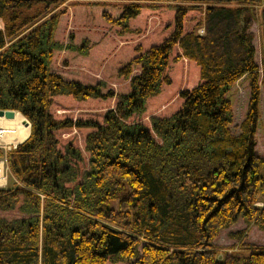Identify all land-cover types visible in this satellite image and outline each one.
Here are the masks:
<instances>
[{
	"label": "trees",
	"instance_id": "1",
	"mask_svg": "<svg viewBox=\"0 0 264 264\" xmlns=\"http://www.w3.org/2000/svg\"><path fill=\"white\" fill-rule=\"evenodd\" d=\"M67 1L0 0V109L29 122L23 141L0 147L13 178L0 186V212H17L0 215V264H264V243L244 240L250 225L264 230V157L254 149L261 98L264 109V0H114L118 13L96 14L88 6L105 0H82L70 14L55 11ZM158 8L168 11L167 26L117 65L128 82L117 92L101 78L114 63L110 40L99 42L106 54L93 67L99 43L89 38L104 26L139 33L133 24L143 10ZM79 22L94 37L54 38L58 23ZM55 51L77 55L68 74L65 63L53 65ZM85 69L95 79L74 76ZM243 76L249 99L233 133L228 92ZM149 101L169 114H151L149 125L131 119ZM239 217L246 227L228 232L235 242L217 243Z\"/></svg>",
	"mask_w": 264,
	"mask_h": 264
},
{
	"label": "rangeland",
	"instance_id": "2",
	"mask_svg": "<svg viewBox=\"0 0 264 264\" xmlns=\"http://www.w3.org/2000/svg\"><path fill=\"white\" fill-rule=\"evenodd\" d=\"M81 1L82 0H73V1L64 2L61 5H59L55 9V11H58L59 9L67 8L66 14H70L72 10L73 11L75 10L74 6H71V4L74 2H81ZM99 2L105 5L104 6L103 5L102 6H96V5L88 6V10L93 11L94 14H96L98 10L99 9L101 10L102 8H105L108 12H111V13L113 12L118 13L120 10L119 1L105 0V1H99ZM196 12H197L196 10H190L189 14H195ZM167 14L169 13L168 11H166V8H161V9L158 8L157 10L145 9L143 10V13L139 17L138 21L133 24V27H138L140 29L139 33L125 34L123 36H118L116 34L115 27L107 28V26L106 27L104 26L100 35L98 34V36H95V37L93 36L92 33L90 34V32H88L92 30V28H89L90 26L87 23H85L87 21H85L84 23L79 22L77 27H73V28L63 29L62 27H60L59 23H61L64 18V14H63L59 17V23L56 28L54 38L63 43L71 42V44H78V42L82 38L92 35L94 39L91 40L89 38L90 43H92V45L99 43L100 41L104 39L105 41L106 39H109L110 40L109 49H110V52L113 53L112 58L110 57L111 61L109 59V62H114V63L112 64L108 62L105 63L103 72H101V78L106 81L107 86L113 88L117 92H124L128 89V82L126 79L116 76L117 65L125 62L131 56V54L133 53V49L136 45L139 44L141 45V47H144L146 46L147 43L152 42L158 38V37L155 38L156 34H160L161 30L165 26H167L166 21L168 20V18L164 17V15H167ZM86 17L89 19V17H91V13L90 14L88 13ZM99 21L100 19H96L95 22L98 23ZM0 26H1V23H0ZM250 29L254 33L253 44L255 46V61L259 64L260 63V43H261L262 35H261V28L259 25V21L257 19L252 23ZM76 30H82V32L80 33L79 31H76ZM69 32L73 33L72 39L68 38L67 34ZM110 52L109 54H111ZM54 54L55 55L57 54V55L55 56V59L53 60L54 61L53 65L56 64V66H61V64L65 63L67 67H65L63 70L68 71V72L63 71L62 73L68 74L69 70H71L70 68H73L72 64L74 63V58L77 57V55L75 54L73 55V53H69L68 56H66V55H61L62 53L56 52V51L54 52ZM105 54H106V51H105L103 44L99 43L98 48L94 49V51L92 52V56L90 57V59H88V63H91L93 67H97L99 62L105 56ZM79 56L81 57L80 59L78 60L75 59V63H76L75 66L77 67V70H80L78 69L80 67L77 65H81L82 63H85L83 62V58L86 57L82 55H79ZM118 58H120V60ZM170 70H172V65H170L169 67V71ZM74 76H76V78L83 77L84 79H86V81H91L95 79L94 76H91L89 73H87L86 69L84 70V72H82L81 76L79 74H75ZM228 96L231 100L232 110H233V119H232V123L230 124V129L233 133H238L239 132L238 126H239L240 121L244 117V114L247 108V102L249 99L248 78L243 76L240 79H238L234 83V85L231 87V89L229 90ZM149 104H151L150 101H149ZM259 109H260V118H259L258 126L256 129V133H255L256 144H255L254 149L256 153L264 157V109H263L262 98L260 100ZM170 110H171L170 108L161 109L160 106L155 107L154 104H151L150 108H148L147 111H144L140 115H134L131 119L139 120L149 125L148 117L151 114L167 115L169 114ZM22 119L25 121V117L23 115H22ZM4 124L6 123L4 122ZM9 125H13V124L10 123ZM14 131H15L14 129H11L10 132L12 133ZM3 143H10V142L4 141ZM85 159H86V156H85ZM0 160H4L5 164H7L4 156L0 157ZM84 165H85V161H84ZM6 178H7L8 183H10L13 179L9 168L6 173ZM0 215L12 217V216L17 215V212L16 211L0 212ZM244 227H246V223L242 220L241 217H239L234 223L229 225L227 228L222 229L219 232L218 237L215 239V241L222 245H230L234 243L235 240L228 236V232L242 229ZM244 240L252 242V243H256V244H262L264 243V230L259 229L256 225H250L248 227V233L245 236ZM107 264H123V263L107 262Z\"/></svg>",
	"mask_w": 264,
	"mask_h": 264
},
{
	"label": "bare ground",
	"instance_id": "3",
	"mask_svg": "<svg viewBox=\"0 0 264 264\" xmlns=\"http://www.w3.org/2000/svg\"><path fill=\"white\" fill-rule=\"evenodd\" d=\"M23 119L22 115L19 114V112H16L14 117L12 118H5L4 116H0V141L17 143L26 138L28 135L29 126L26 125ZM4 122L6 124H4ZM10 123H12L13 125H9ZM11 129H14L15 131L11 133Z\"/></svg>",
	"mask_w": 264,
	"mask_h": 264
},
{
	"label": "built area",
	"instance_id": "4",
	"mask_svg": "<svg viewBox=\"0 0 264 264\" xmlns=\"http://www.w3.org/2000/svg\"><path fill=\"white\" fill-rule=\"evenodd\" d=\"M200 32L202 29L199 30ZM16 143H3L0 141V147L3 148L4 150L10 149L12 147H15ZM8 171L7 164H5L4 160H0V186L4 185L7 183V178H6V173Z\"/></svg>",
	"mask_w": 264,
	"mask_h": 264
},
{
	"label": "water",
	"instance_id": "5",
	"mask_svg": "<svg viewBox=\"0 0 264 264\" xmlns=\"http://www.w3.org/2000/svg\"><path fill=\"white\" fill-rule=\"evenodd\" d=\"M18 112L14 109H0V116H4L5 118H12L14 117L15 113ZM26 125H29L28 120L25 119Z\"/></svg>",
	"mask_w": 264,
	"mask_h": 264
},
{
	"label": "crops",
	"instance_id": "6",
	"mask_svg": "<svg viewBox=\"0 0 264 264\" xmlns=\"http://www.w3.org/2000/svg\"><path fill=\"white\" fill-rule=\"evenodd\" d=\"M28 134H29V130H28ZM27 136H28V135H27ZM24 139H25V138H24ZM24 139H23V140H24ZM19 142H21V141H19ZM19 142H17V143H19ZM4 185H6V184H4ZM4 185H2V186H4Z\"/></svg>",
	"mask_w": 264,
	"mask_h": 264
}]
</instances>
